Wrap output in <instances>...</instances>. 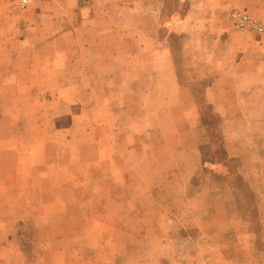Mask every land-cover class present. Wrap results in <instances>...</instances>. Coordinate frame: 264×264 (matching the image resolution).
Returning <instances> with one entry per match:
<instances>
[{"label":"crops","instance_id":"0c3cea01","mask_svg":"<svg viewBox=\"0 0 264 264\" xmlns=\"http://www.w3.org/2000/svg\"><path fill=\"white\" fill-rule=\"evenodd\" d=\"M0 264H264V0H0Z\"/></svg>","mask_w":264,"mask_h":264},{"label":"built area","instance_id":"2783aa9c","mask_svg":"<svg viewBox=\"0 0 264 264\" xmlns=\"http://www.w3.org/2000/svg\"><path fill=\"white\" fill-rule=\"evenodd\" d=\"M32 2L33 0H18V5L21 8H24ZM225 16L231 21L232 26L238 31L249 30L258 34L262 33L263 31L262 23L244 12L232 9L228 11Z\"/></svg>","mask_w":264,"mask_h":264},{"label":"rangeland","instance_id":"374dc122","mask_svg":"<svg viewBox=\"0 0 264 264\" xmlns=\"http://www.w3.org/2000/svg\"><path fill=\"white\" fill-rule=\"evenodd\" d=\"M173 41L175 42V43H177L178 44V41L177 40H175V39H173ZM196 108H198V107H193L192 105H191V107H188L187 108V114L188 113H190L189 115H195V109ZM207 108V113H209L210 115H211V110L209 111V108L208 107H206ZM199 109V108H198ZM206 113V112H205ZM211 116H213V115H211ZM214 117V116H213ZM216 121V120H215ZM217 122V121H216ZM204 123V122H203ZM215 131V133H216V137H217V140H216V145H214V146H219V143H220V138H219V133H217L216 132V130H214ZM197 140L199 141V143H201L202 144V146L204 147V150H205V154L207 155V156H209L208 155V153H207V151H211V149H215L214 148V146L213 145H211V148H210V145L209 144H206L205 142L206 141H208L209 139H208V135H207V133H206V131H205V129L204 128H200V126H199V132L197 133ZM217 149V148H216ZM213 151V150H212ZM207 182H205V184H206ZM145 194L146 193H138L136 196V198H138L139 200L140 199H144V197H145ZM154 194V193H153ZM154 196H156L155 194H154ZM189 196H193V191H191L190 193H189ZM31 233L32 232H28L27 234H29L30 236H31ZM41 242H43V240L41 241ZM26 246L28 247V250H30L31 251V253H35L36 251H37V247H36V245H33L32 243H30V242H27L26 243ZM29 260L30 261H34V260H37V255H33V256H29ZM37 262V261H36Z\"/></svg>","mask_w":264,"mask_h":264}]
</instances>
